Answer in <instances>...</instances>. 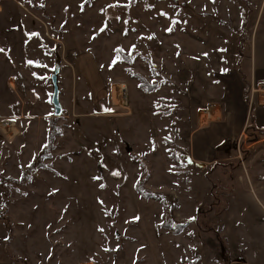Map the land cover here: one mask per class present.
Instances as JSON below:
<instances>
[{
    "label": "rangeland",
    "instance_id": "1",
    "mask_svg": "<svg viewBox=\"0 0 264 264\" xmlns=\"http://www.w3.org/2000/svg\"><path fill=\"white\" fill-rule=\"evenodd\" d=\"M0 7V264H264V125L202 162L190 138L235 101L231 74L260 105L264 0Z\"/></svg>",
    "mask_w": 264,
    "mask_h": 264
},
{
    "label": "crops",
    "instance_id": "2",
    "mask_svg": "<svg viewBox=\"0 0 264 264\" xmlns=\"http://www.w3.org/2000/svg\"><path fill=\"white\" fill-rule=\"evenodd\" d=\"M243 74L245 75V73ZM243 74L240 71L235 74H231V76H234L233 78L238 86V93L235 95V101L231 104V101L228 98V101L225 104V110L223 108L218 109V104H214L213 106H216L217 110L214 107L215 111H213V121H207L204 125H200L199 128H196L192 132L190 138H192L191 144L193 149H196L197 151L195 155L196 157L193 156L196 161L202 162V160L215 159L214 157L216 153L218 154V148L222 146V143L228 140H233L235 142L236 140L241 139L242 135L246 136L245 132L247 131L246 129L248 128V123H250L249 118L251 104L252 101L256 102V100L254 98L252 99L250 93L247 95V98H249L248 101L244 99L243 92L245 90L246 83L242 77ZM248 82L250 84V81ZM257 92H259V90H257ZM262 96L263 95L259 92L258 99L260 105H257V108H255L252 113L253 118L251 122L253 121V126L257 129H260L262 125H264V103L261 102ZM225 117L227 119L226 122H224ZM199 120L201 122V118ZM240 134L241 137L238 138Z\"/></svg>",
    "mask_w": 264,
    "mask_h": 264
},
{
    "label": "trees",
    "instance_id": "3",
    "mask_svg": "<svg viewBox=\"0 0 264 264\" xmlns=\"http://www.w3.org/2000/svg\"><path fill=\"white\" fill-rule=\"evenodd\" d=\"M248 12H251V9L248 8ZM246 24H247V19L243 21L241 28H239L237 30V32H236V35L238 37V43H237L236 50H237V54H238V58L239 59L242 57V53L244 52L243 51L244 50V45L246 44L245 41H246V39L250 35V33H248V31L244 29L246 27ZM241 73L243 74L242 71H241ZM136 76L139 79L140 86H142L143 88H145V86H147L148 88H146V89L149 90V88H152V86H154V85H150V84L147 85V81L142 76H140V75H136ZM242 77L244 78V81L246 83V87H245V90L243 92V97H244V99H246L248 101L249 98H247V95L249 94V91H248V89H249V82L246 80L244 74L242 75ZM256 106H257L256 102L255 101H252L251 109H250V118H249L250 119V123H251V120L253 118V114H252L253 113V110H255V108H257ZM260 129H263V128L261 127ZM246 130L248 131V128ZM41 156H42V152H40L38 154V156H36V159L37 160L40 159ZM31 167H33V166L29 165L28 166V169H30ZM26 173H27V171L24 173L23 177L20 178V179H17V180H15V179H6V180H11L13 184L20 185L23 182V180L25 179V174ZM179 228L180 227H178V229Z\"/></svg>",
    "mask_w": 264,
    "mask_h": 264
},
{
    "label": "water",
    "instance_id": "4",
    "mask_svg": "<svg viewBox=\"0 0 264 264\" xmlns=\"http://www.w3.org/2000/svg\"><path fill=\"white\" fill-rule=\"evenodd\" d=\"M60 62L61 59L59 56H56L55 62H54V69L50 74V83L52 87L50 102L53 108V115L55 117H59L62 115L63 107L60 103L59 99V73H60Z\"/></svg>",
    "mask_w": 264,
    "mask_h": 264
},
{
    "label": "snow or ice",
    "instance_id": "5",
    "mask_svg": "<svg viewBox=\"0 0 264 264\" xmlns=\"http://www.w3.org/2000/svg\"><path fill=\"white\" fill-rule=\"evenodd\" d=\"M168 31H171V28H169ZM149 39H151V37H149ZM133 50H135V46H133ZM2 51H4V50L3 49H0V52H2ZM115 51H116V57L113 60V64H115L120 59H128V60H131L132 59L131 52H129L128 56L125 57V56H123V52H124L123 49H117ZM29 63L31 64L33 62L32 61H29ZM114 175H118V173H114Z\"/></svg>",
    "mask_w": 264,
    "mask_h": 264
},
{
    "label": "bare ground",
    "instance_id": "6",
    "mask_svg": "<svg viewBox=\"0 0 264 264\" xmlns=\"http://www.w3.org/2000/svg\"><path fill=\"white\" fill-rule=\"evenodd\" d=\"M59 80V79H58ZM123 85V84H122ZM263 87V89H264V86H262ZM124 92H122L123 93V96H126L127 95V90L125 89V90H123ZM263 96H264V94H263ZM7 123V122H6ZM5 123V124H6ZM4 123H3V125H5ZM9 124H11V123H9ZM9 124H7V125H5V126H8ZM11 126H12V124H11ZM10 129V128H9ZM8 129V130H9Z\"/></svg>",
    "mask_w": 264,
    "mask_h": 264
}]
</instances>
